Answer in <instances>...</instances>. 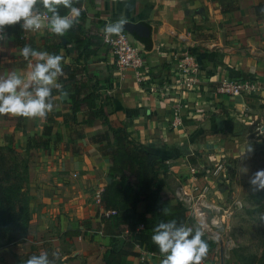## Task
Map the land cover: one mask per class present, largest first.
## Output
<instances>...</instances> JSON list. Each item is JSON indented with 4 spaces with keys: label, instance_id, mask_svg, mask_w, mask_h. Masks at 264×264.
<instances>
[{
    "label": "crops",
    "instance_id": "obj_1",
    "mask_svg": "<svg viewBox=\"0 0 264 264\" xmlns=\"http://www.w3.org/2000/svg\"><path fill=\"white\" fill-rule=\"evenodd\" d=\"M259 3L264 0H83L84 18L78 23L84 37H99L107 23L120 18L149 26L150 44H140L132 37L146 55L152 75L146 88L140 87L133 72L116 71L105 45L91 47L94 54L90 58L76 61L75 46L46 27L36 32L22 30L20 40L22 46L29 44L64 58L65 76L59 82L71 93L73 85L66 82V70L84 69L76 80L96 89L100 96L97 103H102L110 125L124 127L134 141L164 163L163 193L174 201L168 193V180L188 184L194 178L186 156L193 157L194 151L200 152L198 148L226 143L218 134L203 139L208 132L223 128L222 137L235 132L239 135L235 139L262 134L264 20H257L254 11ZM21 49L11 38L0 51V76L29 71V61L25 63ZM247 77L255 79L254 92L261 96L230 97L219 91L222 82ZM69 93L54 95L57 106L44 120L0 116V147L24 151L30 137L37 135L41 141L44 130L49 137L46 149L30 145L27 232L23 239L0 250V264H18L19 255L45 249L59 251V260L67 264H103L102 253L124 240L125 235L113 242L97 227L95 194L109 181V162L100 154L101 145L88 144L87 140L106 127L98 120L84 125V138L78 140L75 127L68 126ZM220 109L228 119L216 129L214 118L222 116ZM86 114L82 108L78 121L86 119ZM72 232L80 235L72 237ZM134 243L140 256L132 264H160L164 258L146 252L136 234ZM229 263L223 241L217 243L213 263L203 262Z\"/></svg>",
    "mask_w": 264,
    "mask_h": 264
},
{
    "label": "trees",
    "instance_id": "obj_2",
    "mask_svg": "<svg viewBox=\"0 0 264 264\" xmlns=\"http://www.w3.org/2000/svg\"><path fill=\"white\" fill-rule=\"evenodd\" d=\"M83 0H80L81 7ZM264 3L254 7L257 20H264ZM61 14L66 10L61 9ZM84 18V13L79 19ZM127 24V23H126ZM126 24L123 32H126ZM6 32L18 47H22L20 40L22 29L19 24L6 26ZM80 24L77 23L62 38L67 43L73 44L78 51L76 61L88 59L94 51L91 47L102 48L101 37L94 35L84 37L80 34ZM61 43V42H60ZM62 44V43H61ZM106 46V45H105ZM27 61H25L26 63ZM84 69L69 67L66 70V82L73 85L72 93L69 87H64L70 98L69 125L75 127L74 135L78 140L84 138L83 126L90 125L98 120L106 130L88 138V144L101 145L100 154L109 162V181L101 190L99 202L98 230L102 235L109 237L113 242L120 236L124 240L118 245L114 244L110 249L102 253L103 264H132L140 255L135 251L134 235H138L139 242L146 252L163 257L157 246L151 242L153 229L161 221L175 219L178 224L194 227L192 219L188 216L187 209L176 200L165 197V174L162 171L164 163L158 156L150 153L144 146L134 141L124 127H112L104 113L101 102L97 103L100 96L96 89L89 85L79 84L76 76ZM96 86V85H93ZM57 94L55 91L53 95ZM82 108L87 111L86 119L79 122L77 114ZM221 113V112H220ZM219 114V113H218ZM222 116L214 118L216 129L222 126V120L228 116L223 112ZM216 116V115H214ZM223 131V128L220 129ZM48 131L44 130L42 139L34 135L27 142L24 151L16 147H0V250L23 239L27 232L29 221L28 205V151L32 145L34 148L46 149L49 144ZM187 162L192 166L196 164L195 157L186 156ZM168 205L171 215L164 216L162 207ZM143 206L142 212L139 207ZM114 212V214H111ZM107 214V215H106ZM73 236H79V232H72ZM208 245L209 252L205 263H213L216 257L217 243L214 240L203 237ZM49 254L52 249H45ZM41 252L35 250L19 255L18 264H24L31 255ZM57 264H67L58 259ZM264 264V256L262 260Z\"/></svg>",
    "mask_w": 264,
    "mask_h": 264
},
{
    "label": "clouds",
    "instance_id": "obj_3",
    "mask_svg": "<svg viewBox=\"0 0 264 264\" xmlns=\"http://www.w3.org/2000/svg\"><path fill=\"white\" fill-rule=\"evenodd\" d=\"M79 4L80 0H0V51L11 40L6 26L19 24L25 32L46 27L55 36L63 37L79 22L82 15ZM61 9L66 10V14L62 15ZM261 12L264 13V9ZM126 23L124 18L107 23L102 29L105 40L121 36ZM20 55L29 61V71L23 75L12 71L7 76H0V116L44 120L57 106L53 92L67 95L64 85L59 82L65 76L64 58L35 50L29 44L23 46ZM251 151L249 148L247 152ZM249 184L254 190L264 189V169L255 172ZM161 211L164 216L171 215L168 205ZM260 220L264 224V215ZM204 235L202 223L189 227L171 219L154 227L151 242L164 257L160 264H203L209 252ZM59 258V251L51 254L42 251L28 257L24 264H57Z\"/></svg>",
    "mask_w": 264,
    "mask_h": 264
},
{
    "label": "rangeland",
    "instance_id": "obj_4",
    "mask_svg": "<svg viewBox=\"0 0 264 264\" xmlns=\"http://www.w3.org/2000/svg\"><path fill=\"white\" fill-rule=\"evenodd\" d=\"M246 96L261 95L257 92ZM223 132H208L202 137L212 138L218 134V138L226 143L218 142L219 147L198 148V153L194 151L195 170L194 173L189 171L194 178L188 184H179L170 178L168 193L175 198V191L180 186L207 188L202 196L196 193L194 205L190 206V211L195 209L203 213L198 220L190 218L193 226L202 223L204 236L216 243L223 241L226 244L229 264H262L264 224L260 217L264 215V189L254 190L249 179L255 172L264 169V131L236 139L239 135L235 136V132L222 137ZM249 148L251 152H247ZM218 166L222 167L214 174Z\"/></svg>",
    "mask_w": 264,
    "mask_h": 264
},
{
    "label": "built area",
    "instance_id": "obj_5",
    "mask_svg": "<svg viewBox=\"0 0 264 264\" xmlns=\"http://www.w3.org/2000/svg\"><path fill=\"white\" fill-rule=\"evenodd\" d=\"M102 43L107 46L109 52L113 58V64L116 71L119 73H124L131 71L134 73L137 83L142 88L150 87V82L152 81L150 69L146 65V55L140 49L139 44L135 42L131 35L127 32H122L119 37H112L110 41H106L103 32L100 35ZM149 82V83H148ZM256 81L254 78L247 77L240 80L230 79L221 83L219 91L230 97H239L247 94H256L254 92V87ZM264 88V87H263ZM222 166H218L217 170L214 171L216 174ZM195 167L191 166L190 171L194 173ZM207 188L200 189L195 185L191 186H180L175 191V200L181 203L188 211V216L190 218H201L202 214L200 211L192 209L190 211V206L194 205V196L197 192L202 194ZM101 191L95 194V199L97 203L99 202ZM111 214H114L112 212ZM107 215V214H106ZM151 254V253H150Z\"/></svg>",
    "mask_w": 264,
    "mask_h": 264
},
{
    "label": "water",
    "instance_id": "obj_6",
    "mask_svg": "<svg viewBox=\"0 0 264 264\" xmlns=\"http://www.w3.org/2000/svg\"><path fill=\"white\" fill-rule=\"evenodd\" d=\"M126 32L131 35L134 39H136L138 43L143 45L150 44V42L148 41L150 35V28L146 23H127Z\"/></svg>",
    "mask_w": 264,
    "mask_h": 264
},
{
    "label": "bare ground",
    "instance_id": "obj_7",
    "mask_svg": "<svg viewBox=\"0 0 264 264\" xmlns=\"http://www.w3.org/2000/svg\"><path fill=\"white\" fill-rule=\"evenodd\" d=\"M261 131H264V127H262Z\"/></svg>",
    "mask_w": 264,
    "mask_h": 264
}]
</instances>
